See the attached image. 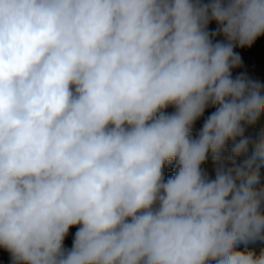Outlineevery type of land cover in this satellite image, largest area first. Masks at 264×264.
<instances>
[{
  "label": "clouds",
  "instance_id": "obj_1",
  "mask_svg": "<svg viewBox=\"0 0 264 264\" xmlns=\"http://www.w3.org/2000/svg\"><path fill=\"white\" fill-rule=\"evenodd\" d=\"M261 36L264 0H0L11 264H264Z\"/></svg>",
  "mask_w": 264,
  "mask_h": 264
},
{
  "label": "crops",
  "instance_id": "obj_2",
  "mask_svg": "<svg viewBox=\"0 0 264 264\" xmlns=\"http://www.w3.org/2000/svg\"><path fill=\"white\" fill-rule=\"evenodd\" d=\"M216 27L217 25L215 24V22H211L209 24L210 31H214ZM216 39L223 40V37L217 36ZM255 43L251 47H245V48L237 47L234 49V51L240 55L242 63L240 67L233 69L232 73H233V77H236L240 74H244L249 79H252V80L260 82L261 84H264V53L259 52L260 50L257 49L258 46ZM213 110L214 109L212 108L207 109L205 112V117L209 115L211 111ZM168 111L171 112L173 111V109L169 108ZM202 123H203V118H201V120L196 122L193 128V135H195L196 132H198L199 128L202 126ZM261 128H264V115L261 116L260 120L255 126L249 127L247 129L246 135L255 137L259 134ZM204 167L211 174L212 162L210 158H209V161L204 165ZM171 175H173L172 166L167 165L165 168V176L167 178V177H170ZM75 231H76L75 227L69 230V235L65 238V247H68V248L71 247V243L74 238ZM240 247L243 248V245H241ZM249 248L250 250H253L257 255H259V252L261 251V249L264 248V242L257 241L254 244H250ZM0 264H11L10 254L7 251H5L3 248H0Z\"/></svg>",
  "mask_w": 264,
  "mask_h": 264
},
{
  "label": "rangeland",
  "instance_id": "obj_3",
  "mask_svg": "<svg viewBox=\"0 0 264 264\" xmlns=\"http://www.w3.org/2000/svg\"><path fill=\"white\" fill-rule=\"evenodd\" d=\"M205 3H207L208 2V0H203ZM261 39V40H260ZM261 41V42H260ZM257 43H255V44H257V49H259L260 51L259 52H263L264 53V36H261V37H259L258 39H257V41H256Z\"/></svg>",
  "mask_w": 264,
  "mask_h": 264
}]
</instances>
